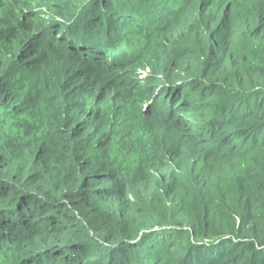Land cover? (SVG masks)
Masks as SVG:
<instances>
[{"label":"trees","instance_id":"16d2710c","mask_svg":"<svg viewBox=\"0 0 264 264\" xmlns=\"http://www.w3.org/2000/svg\"><path fill=\"white\" fill-rule=\"evenodd\" d=\"M35 1L0 0V264H264V0Z\"/></svg>","mask_w":264,"mask_h":264},{"label":"rangeland","instance_id":"374dc122","mask_svg":"<svg viewBox=\"0 0 264 264\" xmlns=\"http://www.w3.org/2000/svg\"><path fill=\"white\" fill-rule=\"evenodd\" d=\"M51 1L60 3L59 0H45L44 2H42V0H36L35 3L33 4H35L36 6L35 8H36L37 13L39 14L42 13V17L44 19L56 22L58 21L59 18L53 15V12H56V11L54 10L55 8L51 6L52 5L50 3Z\"/></svg>","mask_w":264,"mask_h":264},{"label":"bare ground","instance_id":"6f19581e","mask_svg":"<svg viewBox=\"0 0 264 264\" xmlns=\"http://www.w3.org/2000/svg\"><path fill=\"white\" fill-rule=\"evenodd\" d=\"M51 9V8H50ZM46 13V12H45ZM48 14V13H47Z\"/></svg>","mask_w":264,"mask_h":264}]
</instances>
